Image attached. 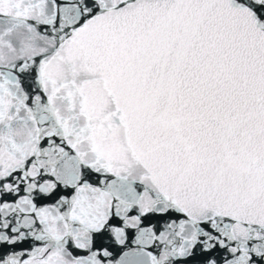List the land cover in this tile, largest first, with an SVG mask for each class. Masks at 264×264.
I'll return each mask as SVG.
<instances>
[{"label":"snow or ice","instance_id":"obj_1","mask_svg":"<svg viewBox=\"0 0 264 264\" xmlns=\"http://www.w3.org/2000/svg\"><path fill=\"white\" fill-rule=\"evenodd\" d=\"M0 264H264V0H0Z\"/></svg>","mask_w":264,"mask_h":264}]
</instances>
